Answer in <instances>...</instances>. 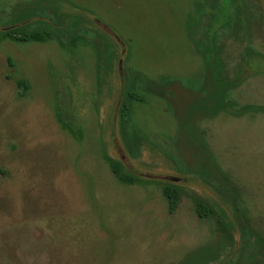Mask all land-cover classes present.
I'll list each match as a JSON object with an SVG mask.
<instances>
[{
    "label": "rangeland",
    "instance_id": "obj_1",
    "mask_svg": "<svg viewBox=\"0 0 264 264\" xmlns=\"http://www.w3.org/2000/svg\"><path fill=\"white\" fill-rule=\"evenodd\" d=\"M0 264H264V0H0Z\"/></svg>",
    "mask_w": 264,
    "mask_h": 264
},
{
    "label": "trees",
    "instance_id": "obj_2",
    "mask_svg": "<svg viewBox=\"0 0 264 264\" xmlns=\"http://www.w3.org/2000/svg\"><path fill=\"white\" fill-rule=\"evenodd\" d=\"M8 38L16 41V42H20V43H44L46 41H48L51 38L50 33H46V34H42L40 32L34 33V34H24L21 35L20 37H15L12 33L8 34ZM19 85H24V90L27 89V85L24 82L19 83ZM124 114L128 116H130L131 111H129L127 106H124L123 111ZM126 117V118H127ZM128 121H125L124 124H127ZM115 164V163H114ZM118 164V163H117ZM112 165V170L116 176V178L118 179V181L121 184H125V185H135L138 182H140L141 179H139L137 176L132 175L130 173H122L123 168L121 165ZM206 174V173H205ZM163 194L164 196L167 198L168 202H169V210L171 213H174L177 208L178 205L180 203V189L177 186L171 185V184H166L163 187ZM198 215L200 218H207L212 214V210L208 209L206 207V205L204 203H200L198 205V209H197Z\"/></svg>",
    "mask_w": 264,
    "mask_h": 264
}]
</instances>
